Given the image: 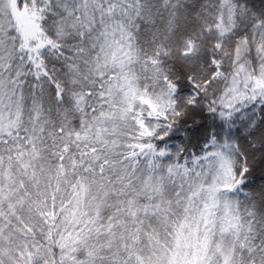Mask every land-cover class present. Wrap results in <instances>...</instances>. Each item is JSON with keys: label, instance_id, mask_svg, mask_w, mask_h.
Segmentation results:
<instances>
[{"label": "snow or ice", "instance_id": "obj_1", "mask_svg": "<svg viewBox=\"0 0 264 264\" xmlns=\"http://www.w3.org/2000/svg\"><path fill=\"white\" fill-rule=\"evenodd\" d=\"M0 264H264V0H0Z\"/></svg>", "mask_w": 264, "mask_h": 264}]
</instances>
